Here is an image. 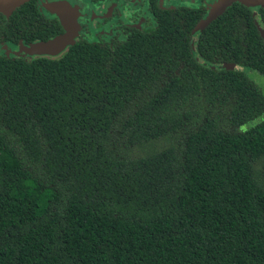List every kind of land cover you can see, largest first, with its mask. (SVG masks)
I'll use <instances>...</instances> for the list:
<instances>
[{
  "label": "trees",
  "instance_id": "obj_1",
  "mask_svg": "<svg viewBox=\"0 0 264 264\" xmlns=\"http://www.w3.org/2000/svg\"><path fill=\"white\" fill-rule=\"evenodd\" d=\"M168 19L0 55V264H264V91L227 67L264 75V38L235 3L195 56Z\"/></svg>",
  "mask_w": 264,
  "mask_h": 264
},
{
  "label": "flooded vegetation",
  "instance_id": "obj_2",
  "mask_svg": "<svg viewBox=\"0 0 264 264\" xmlns=\"http://www.w3.org/2000/svg\"><path fill=\"white\" fill-rule=\"evenodd\" d=\"M216 1L26 0L14 7L0 8V20L11 26L8 34L0 35V55L21 57L28 61L39 57L59 58L71 45L81 40L100 45H113L115 42L125 41L137 35L168 29L170 27L165 24L169 22L168 18L171 16L173 20L179 17L181 23L175 24L177 28L188 29L194 17L197 18L193 23L196 26L209 13L210 7ZM235 3L241 2L234 1L229 7ZM227 9L212 21L222 16ZM67 24L71 25L76 36L58 54L30 53L25 50L26 46L33 43L48 42L61 37L67 32ZM192 37L191 34L190 43ZM225 66L217 64L214 68Z\"/></svg>",
  "mask_w": 264,
  "mask_h": 264
},
{
  "label": "water",
  "instance_id": "obj_3",
  "mask_svg": "<svg viewBox=\"0 0 264 264\" xmlns=\"http://www.w3.org/2000/svg\"><path fill=\"white\" fill-rule=\"evenodd\" d=\"M26 0H0V8L3 7H14ZM234 1L241 2L245 6L249 7L252 11L255 24L260 30L264 38V24L263 21L256 11L258 5L264 7V0H217L213 6L210 7L209 13L200 20V22L195 26L192 34L191 47L195 56H197V46H196V34L203 30L213 19L220 15L225 9H227ZM67 32L59 38L49 40L48 42H37L30 46H26L25 50L30 53H51L58 54L60 51L64 50L66 44L73 40L76 36L75 31L72 29L70 24L66 25ZM232 69H243V66L237 64H230L227 66Z\"/></svg>",
  "mask_w": 264,
  "mask_h": 264
},
{
  "label": "rangeland",
  "instance_id": "obj_4",
  "mask_svg": "<svg viewBox=\"0 0 264 264\" xmlns=\"http://www.w3.org/2000/svg\"><path fill=\"white\" fill-rule=\"evenodd\" d=\"M261 8H264L260 5H258V7H256V11L258 12V14L260 15L261 17V14H260V9ZM262 19V18H261ZM243 69L245 70V72L250 76V78L255 81L261 88L262 90L264 91V75L259 73L258 71L256 70H253L251 68H248V67H243Z\"/></svg>",
  "mask_w": 264,
  "mask_h": 264
}]
</instances>
